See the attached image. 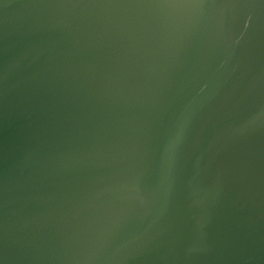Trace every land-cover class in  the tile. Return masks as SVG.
<instances>
[{
  "label": "water",
  "instance_id": "obj_1",
  "mask_svg": "<svg viewBox=\"0 0 264 264\" xmlns=\"http://www.w3.org/2000/svg\"><path fill=\"white\" fill-rule=\"evenodd\" d=\"M0 264H264V0H0Z\"/></svg>",
  "mask_w": 264,
  "mask_h": 264
}]
</instances>
